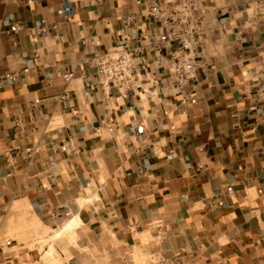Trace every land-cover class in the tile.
I'll return each mask as SVG.
<instances>
[{"label": "crops", "instance_id": "obj_1", "mask_svg": "<svg viewBox=\"0 0 264 264\" xmlns=\"http://www.w3.org/2000/svg\"><path fill=\"white\" fill-rule=\"evenodd\" d=\"M67 1L0 0V264H264V0ZM120 41L125 98L89 61Z\"/></svg>", "mask_w": 264, "mask_h": 264}, {"label": "built area", "instance_id": "obj_2", "mask_svg": "<svg viewBox=\"0 0 264 264\" xmlns=\"http://www.w3.org/2000/svg\"><path fill=\"white\" fill-rule=\"evenodd\" d=\"M31 3L34 0H25ZM63 13L65 17H71L73 10L67 0L63 2ZM150 14L157 16L160 10L156 5L150 6ZM44 20H40L37 24L43 25ZM4 25L8 26L11 32H17L21 29V25L13 21L12 18L4 20ZM189 32H186V37L181 41L180 47L175 52L170 53L169 64L175 76L176 85L179 87L190 76L194 66L192 59L191 42L189 38L194 33L195 25L188 23ZM166 40V37H161L158 42ZM138 52L133 48H129L125 41H120L118 44L107 52L94 54L90 58V63L93 66L94 79L97 88L104 95H111L114 90L120 96L126 97L128 93L137 87V73H136V60L138 59ZM73 73L65 74V79L70 80ZM8 81H14V74H6L4 76ZM65 149L64 146L61 147ZM261 192V190H259ZM221 204V201H218ZM1 263V260H0ZM150 264H181L180 260L175 257L159 258Z\"/></svg>", "mask_w": 264, "mask_h": 264}]
</instances>
